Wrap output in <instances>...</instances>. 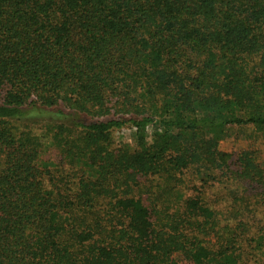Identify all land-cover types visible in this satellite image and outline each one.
Here are the masks:
<instances>
[{
	"label": "trees",
	"instance_id": "obj_1",
	"mask_svg": "<svg viewBox=\"0 0 264 264\" xmlns=\"http://www.w3.org/2000/svg\"><path fill=\"white\" fill-rule=\"evenodd\" d=\"M248 132L264 0H0V264H264Z\"/></svg>",
	"mask_w": 264,
	"mask_h": 264
},
{
	"label": "rangeland",
	"instance_id": "obj_2",
	"mask_svg": "<svg viewBox=\"0 0 264 264\" xmlns=\"http://www.w3.org/2000/svg\"><path fill=\"white\" fill-rule=\"evenodd\" d=\"M30 127L32 128V131L36 134V135H43L45 132V124H34V125H30ZM250 132L248 133H242V135H238L239 139L236 138V135L233 137H230L226 140H224L221 143V150L227 153H232L234 155H236L239 150L243 149V148H248V147H252V148H257L258 150H260V156L262 158V160L264 161V147L263 145H261L258 141H254V140H249L247 136H249ZM116 139L117 141H125L128 144H131V146H135L134 145V141H133V132L131 129H127L124 130L122 133L116 134ZM44 144V157L48 159V157H50L51 160H55V155L58 153V151L55 149L54 145H52V143L50 142L49 139L44 140L43 142ZM46 159V160H47ZM58 170L57 168H53L52 170V176L53 177H57L56 171ZM67 172V171H66ZM57 180V179H56Z\"/></svg>",
	"mask_w": 264,
	"mask_h": 264
}]
</instances>
